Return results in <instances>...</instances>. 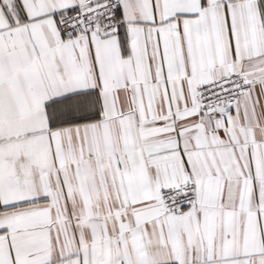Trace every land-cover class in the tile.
I'll return each mask as SVG.
<instances>
[{
	"label": "snow or ice",
	"instance_id": "obj_1",
	"mask_svg": "<svg viewBox=\"0 0 264 264\" xmlns=\"http://www.w3.org/2000/svg\"><path fill=\"white\" fill-rule=\"evenodd\" d=\"M0 264H264V0H0Z\"/></svg>",
	"mask_w": 264,
	"mask_h": 264
}]
</instances>
